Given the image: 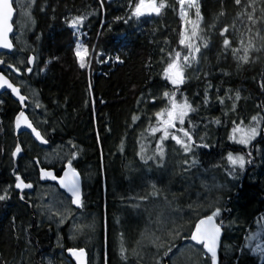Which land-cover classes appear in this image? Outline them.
<instances>
[{"label": "trees", "instance_id": "obj_1", "mask_svg": "<svg viewBox=\"0 0 264 264\" xmlns=\"http://www.w3.org/2000/svg\"><path fill=\"white\" fill-rule=\"evenodd\" d=\"M28 1L34 29L24 32L22 38L15 32V51L1 52L0 59L20 68V76L4 65L2 72L29 99L28 115L49 144L40 145L30 132L20 134L23 153L16 174L34 185L32 191L23 194L24 200H20V193L14 187L11 152L17 145L14 122L21 107L11 93H0V194L7 189L10 195V199L0 201V264H74L69 257L70 248L86 250L89 264H155L159 258L156 249L145 245L142 238L148 225L147 212L138 202L158 195L157 187L163 188L159 174L168 164L173 166L176 179L182 180L176 167L183 165L186 157L170 139L164 142L162 167L153 161L145 165L138 153L141 144L145 145L146 154L153 153L161 136L159 132L153 136L149 128L156 125L155 112L167 105L163 92L172 90V85L163 78V69L170 56L176 52L183 56L187 52L179 44L184 29L180 6L177 0H157L158 4L166 5L160 16L132 18L125 24L139 0L111 3L103 0L102 7L101 0H35L34 4ZM252 2L241 0L238 6L234 0H198L203 18L201 39L197 41L201 52L197 63L186 70V83L181 87L193 107L199 108L190 117L199 124L194 139L199 143L198 137L203 135L211 146L209 149L194 146L198 165L220 174L227 169L228 152L245 155L252 161L246 165L237 186L228 193L227 211L217 218L223 220L225 231L221 258L231 249L227 251L226 264H264V120L260 123L261 135L248 148L228 138L233 127L241 126V121L243 126H248L252 116L264 117L261 87L264 85V15L261 14L264 5L261 0H255V25L246 15H241L244 5ZM14 5L17 31L21 7L18 0ZM81 15H87V19L77 32L69 24ZM225 27L228 32L221 36ZM249 27L253 33L260 29L254 41L260 50L249 53V64H238L231 48L241 47L240 39L247 41ZM224 38L230 41L227 51ZM204 42L209 45L207 49L203 48ZM77 43L88 48L85 61L90 64L88 69L79 67L75 55ZM31 55L36 57V62L29 74L27 58ZM116 56L124 63L116 62ZM20 59L23 63H18ZM209 82L213 87L209 91L211 103L206 107L202 99ZM217 87L221 96L227 89L232 90V95L240 92L241 100L236 102L235 112L231 111L229 100L222 110L216 101ZM183 98L177 94L178 101ZM133 115L139 117L135 123ZM217 118L221 124L209 123ZM185 127L190 125L186 122ZM171 150L176 153L168 160ZM248 151H252L251 157L247 156ZM72 153L76 154L73 166L83 181L81 212L87 214L79 226L83 228L93 222L98 225L97 238L91 237L89 244H77L79 237L72 243L69 218L78 211L57 185L42 184L39 179L42 168L53 169L60 176ZM61 199L63 205L59 203ZM49 206L51 212L58 209L63 212L67 206L71 214L63 223H59V215L49 220ZM103 214H106L105 235ZM259 230L263 232L261 251L257 249ZM90 233L94 236V230Z\"/></svg>", "mask_w": 264, "mask_h": 264}, {"label": "snow or ice", "instance_id": "obj_2", "mask_svg": "<svg viewBox=\"0 0 264 264\" xmlns=\"http://www.w3.org/2000/svg\"><path fill=\"white\" fill-rule=\"evenodd\" d=\"M34 4L35 0H31ZM180 8L179 14L180 19L185 22V24H190L191 29L187 33L181 32L179 38V44L184 46L187 49L185 55L181 56L180 52H176L174 56L169 57V63L163 69V78L167 80L172 85L171 91H164L163 98L167 100V105L160 110L155 112L156 125L154 127H150L149 131L154 136L157 132L161 133V136L156 143V147L153 153L146 154V147L144 144L140 146V152L138 155L140 156L141 161L147 165L149 161H153L157 164L158 167H162V162L165 159V146L164 142L167 140H171L175 142V145H178L182 153L187 157L189 154H192L191 163L189 164V160L185 159L184 164L189 165L185 171H189L192 167L198 166V160L196 158L195 149H209L211 146L209 143L205 141V136L199 135V143L194 136L198 135L196 129L199 128V124L194 122L191 119L192 114H196L199 112L198 107H193V104L188 100L184 93L181 91V87L186 83V70L192 68L197 63V56L201 52V45L197 43L201 39L199 35L203 29L200 27L202 21L201 14V6L198 3V0H177ZM235 5H241V0H234ZM261 4L264 5V0H261ZM21 8L25 7L24 4L20 5ZM103 6V0H101V7ZM130 7H132L130 5ZM166 5L164 3H157V0H139L133 7L131 15L124 20V23H128V20L135 18L139 20L141 17L145 15H156L160 16L162 9H164ZM194 9L195 19H188L189 10ZM250 9V11H249ZM43 11V8H41ZM256 12V3L253 0L252 3H246L244 5V9L241 12V15H246L247 20L251 22L252 25H255L257 20L255 18ZM95 14V13H91ZM261 14L264 15V8L261 9ZM14 15V8L12 0H0V49H7L9 51L13 50V44L9 40V33L13 31V25L11 23ZM27 15V14H25ZM32 24L35 23L34 20H31V17H27ZM87 19V15H81L73 18L69 24V27L76 30L77 32L80 30V27L83 25L84 21ZM117 19H120L117 17ZM25 23L23 17L21 18V27H25ZM249 33L248 39L245 42L244 39H240L241 47H232L231 54L237 60L238 64H249L250 63V55L249 53L252 51H259L260 49L256 46L254 41L257 39L259 35L260 29H257L256 33L252 32V29L247 28ZM228 32V28L225 27L220 32L221 36H224L225 33ZM39 39V37H37ZM230 41L227 38L223 40V46L225 51L229 49ZM208 43H203V48H208ZM19 51H23L20 49ZM240 53L239 55H237ZM75 55L77 57L79 67L81 69L90 68V64L85 62V57L88 55V48L77 43L75 46ZM36 57L30 56L27 58V64L32 65L35 62ZM116 62L124 63V61L119 57H115ZM18 63H23V60H18ZM0 65H4L6 69H10L13 73L22 75V72L19 67H16L11 62H5V60L0 59ZM26 72L31 74L33 72L32 67H27ZM228 75V73H224ZM213 85L209 82L204 89L202 103L207 107L210 105L209 100V91L212 89ZM262 91H264V85L261 86ZM9 89L11 93L16 96L21 105H24L26 97L20 93V89L14 86L13 83L9 81L8 78L0 72V89ZM91 88V84L89 83V89ZM183 96V100H177V94ZM220 89L216 88V101L221 106L222 110L225 106L226 100L232 101L230 105L231 111L235 112L237 109V103L241 100V94L239 91H236L234 95H232V90L227 89L225 91L224 96H221ZM155 103V100L152 101ZM37 107L40 105L37 104ZM227 113H225L226 115ZM139 119L138 116L133 115L132 121L135 123ZM264 120V117L252 116V123L248 126H243V121H241V126L233 127L232 133L228 137L230 140L234 142L236 145H242L244 148H248L249 145L252 144L253 141L257 139L258 136L261 135L260 131V123ZM186 122L190 127L186 128ZM209 123H215L217 125L221 124V120L219 118L214 121L210 120ZM235 124V121H233ZM31 129L32 134L35 135L36 139L40 141L41 144H47L48 141L44 139L40 132L36 131V129L32 126V123L29 122L28 117L25 115L23 111H20L19 114L15 117V129L19 130L21 127ZM179 125V127H177ZM75 147V145H73ZM123 147V145H121ZM255 147V146H253ZM258 150V149H257ZM22 149L19 144H17L14 150L11 152V157L15 159L20 153ZM233 151H241V149H233ZM247 156H252V151L247 152ZM76 158V154L72 153L71 158L68 159L66 164V170L63 172V175L57 177L54 175L52 171H46L44 169H40L39 179L40 180H51L56 181L59 187L65 190L66 193L70 194L71 204L75 205L77 209L83 208V200L81 194V181L80 174L73 166V160ZM228 164L231 166L228 170V174L233 177V179L237 178L240 172H243L246 168V165L251 164V159H246L245 155H233V152H228L227 154ZM214 167H219V165H214ZM15 177V189L20 191L19 199L24 200V190L32 189V183H26L24 179L21 178L20 175L16 174L15 171L12 173ZM11 187V186H9ZM205 191L207 193L205 201L201 203H194L190 205L191 208H203L207 207L211 209V213L209 215L204 216L203 218H199L198 222L194 225V230L190 232V234L184 239H187L192 242L189 245V253L192 257V264H226L228 259L227 251H231L228 249L223 253V259L221 258V236L223 233V220H218L217 218L222 217V212L227 211L226 208L220 206V199L218 196H214L213 193L216 190L222 189L225 185H221L218 183H212L211 185H204ZM155 188V185H153ZM10 199V195L7 189H4L3 194H0V201H6ZM199 199V197H198ZM61 205L64 204V201L59 200ZM51 212V206L48 209ZM71 214V209L67 206L64 207L63 212H60L59 209L56 212H51L50 215L47 216V219L51 220L53 216L59 215V223H63L64 220ZM175 223V221H173ZM92 230L95 228V223L93 222L89 226ZM81 229L77 226L76 232H80ZM175 232L176 236H179V231L174 229L172 232H169V236H173ZM75 239L76 236L73 235L71 237ZM158 239V238H156ZM156 239L153 240V243H156ZM163 245H158V247H162ZM195 246H199L196 248ZM259 247V245H257ZM69 254L74 257L77 261V264H85L86 253L83 248H70L68 249ZM169 253H172V247L169 246L167 250L164 252V256H169ZM135 255L138 256L137 253L134 252ZM125 255L123 246L121 247V256ZM181 255H184L182 252ZM139 258V257H138ZM155 259V257H152ZM163 257L159 259H155V264H161V260ZM51 264V262H49ZM167 264H176V261L172 260L171 257Z\"/></svg>", "mask_w": 264, "mask_h": 264}, {"label": "rangeland", "instance_id": "obj_3", "mask_svg": "<svg viewBox=\"0 0 264 264\" xmlns=\"http://www.w3.org/2000/svg\"><path fill=\"white\" fill-rule=\"evenodd\" d=\"M18 4L19 6L21 4L25 5V7L21 8L20 22H18L19 30L17 29L16 31L15 29V32H17L16 36L22 38L24 32H32L31 30L34 29V24H32L27 18L28 16L31 17L29 11L27 10L29 1L18 0ZM193 11L194 9L189 10L188 19H195V15L192 14ZM22 17L26 25L23 28L21 27ZM183 25V32L187 33L190 31V24H185L183 21ZM87 56L85 57V61ZM175 153L176 152L171 150L168 153V160L173 159ZM191 158L192 154H189V156L185 158L189 160V164L191 163ZM177 167L176 169H178L180 176L183 178L182 180L176 179L173 166L168 164L167 167L164 168L165 170H161L159 174V179L163 184V188L157 187L156 191L158 195L154 196L151 200L146 199L138 202V205L146 210L148 217V225H146L142 236L143 242L145 245L150 246L154 250L156 249L155 251L159 258L163 257V259L166 257L164 256V252L169 246H171L173 250L176 245H180V242L184 240L183 237L188 236L190 232L194 230V225L198 222V219L211 213V209H208L207 207L195 209L190 207V205H193L194 203H201L205 201L207 193L204 185H211L212 183L225 185L224 188L216 190L213 193L214 196L219 197L220 206L223 209L225 208L228 199V193H230L237 186L244 172H240L238 177L233 179V177L228 174V170L231 167L228 164V161L227 169L221 171L220 174L211 170H203L199 165L192 167L189 171H185L189 165L183 164ZM170 194H172L173 197ZM174 195H177V197ZM173 221H175V223H173ZM174 229L179 231V236H176L175 232L173 233V236L168 235V233L172 232ZM261 235H263V232L259 230V239L257 243L259 245V247H257L259 251H261L262 248L260 241ZM154 239H156L155 244L153 243ZM191 244L192 243H186L179 249H175L172 253H169L168 257H171L172 260L176 261V264H192V257L189 253V245ZM158 245L163 246L158 247ZM239 248H241V245ZM182 252L184 255H181ZM163 259L161 260V264Z\"/></svg>", "mask_w": 264, "mask_h": 264}, {"label": "water", "instance_id": "obj_4", "mask_svg": "<svg viewBox=\"0 0 264 264\" xmlns=\"http://www.w3.org/2000/svg\"><path fill=\"white\" fill-rule=\"evenodd\" d=\"M14 1L15 0H12V3H13V8H14V15H13V19H12V21H11V23H12V25H13V31H12V33H9V40L12 42V44H13V50L12 51H9V50H7V49H0V53L1 52H8V53H13L14 51H15V49H16V46H15V44H14V42H13V35L15 34V24H14V22H15V19H16V8H15V5H14ZM113 0H107V2L108 3H111ZM154 15V14H153ZM145 16H149V15H145ZM152 16V15H151ZM156 16V15H155ZM31 56H33V55H31ZM35 62H36V59H35ZM35 62L32 64V65H29V67H32V68H34V66H35ZM2 67H3V65H0V72H2ZM5 76H6V78H8L9 79V81L11 82V83H13L14 84V86H16V87H18L19 89H20V93L22 94V95H24L23 93H22V89L19 87V86H17L5 73H3ZM3 92H9V93H11V91L9 90V89H0V93H3ZM12 94V93H11ZM12 96L15 98V100H17L18 102H19V100L16 98V96H14L13 94H12ZM25 96V95H24ZM26 97V96H25ZM29 102V99L26 97V100H25V103H24V105H21V103H20V107H21V109H20V111H23L24 113H25V115L28 117V120H29V122H31L32 123V126L36 129V131H38V132H40L36 127H35V125L33 124V122H32V120L30 119V117H29V115H28V112H27V110H28V106H27V103ZM19 114V113H18ZM14 127H15V122H14ZM23 132H30L31 134H32V131H31V129H27V128H24L23 127V125H22V127L19 129V130H16L15 129V138H16V142H17V144H19L20 145V147H21V149H22V151H21V153L14 159V169H13V171H17V168H18V160H19V158H20V156L22 155V153H23V148H22V146H21V143H20V134L21 133H23ZM40 134H41V136L43 137V135H42V133L40 132ZM33 135V137L36 139V137H35V135L34 134H32ZM44 138V137H43ZM45 139V138H44ZM36 141L40 144V145H43V146H48V144L49 143H47V144H41L40 143V141L39 140H37L36 139ZM42 169H44V170H46V171H52L53 172V174L54 175H57V173H56V171L55 170H53V169H49V168H42ZM66 170V167H65V169H64V171ZM63 171V172H64ZM13 173V172H12ZM13 175V174H12ZM63 175V173L60 175V176H62ZM60 176H58L57 175V177H60ZM13 177H14V175H13ZM22 178V177H21ZM14 179H15V177H14ZM23 179V178H22ZM80 181H81V194H82V200H83V181H82V177H81V175H80ZM40 182L42 183V184H55V185H57L58 187H59V185H58V183L56 182V181H51V180H40ZM33 188H34V185H33ZM33 188L32 189H25L24 190V193L25 192H27V191H32L33 190ZM59 189L62 191V192H64L67 196H69L70 197V194H68V193H66L65 192V190H63V189H61L60 187H59ZM17 190V189H16ZM19 193H20V191L19 190H17ZM23 193V194H24ZM21 194V193H20ZM74 207L76 208V206L74 205ZM224 237H225V231H224V227H223V233H222V236H221V248H222V244H223V240H224ZM191 242V241H190ZM192 243V242H191ZM85 251V250H84ZM85 253H86V257H85V264H89V259H88V255H87V252L85 251ZM69 257L72 259V261L75 263V264H77V261H76V259L74 258V257H72L70 254H69Z\"/></svg>", "mask_w": 264, "mask_h": 264}, {"label": "flooded vegetation", "instance_id": "obj_5", "mask_svg": "<svg viewBox=\"0 0 264 264\" xmlns=\"http://www.w3.org/2000/svg\"><path fill=\"white\" fill-rule=\"evenodd\" d=\"M68 198H69V200L71 201V197H69L68 196ZM72 205V204H71ZM72 207H73V209L74 210H77L78 212H77V214H76V216H74L73 214L70 216V218H69V227L71 228V234H70V237H72L73 235H75L76 237H79V238H81V240H78L77 242V244H79V243H86V244H89L90 243V238L91 237H95V238H97L96 237V235H97V233H98V225H95V228H94V236H91L90 234V231L92 230L89 226H84L83 228H82V226L80 227L79 226V224L80 225H82V222H84V219H86V215L87 214H85V213H82L81 212V210H82V208L81 209H77V208H75L74 207V205H72ZM105 219H106V214H103V218H102V227H103V231H104V235H105V231H106V223H105ZM79 227L80 229H81V231L80 232H76V227ZM105 237V236H104ZM77 239L75 238V239H72L71 238V241H72V243H75V241H76ZM186 243H191L189 240H187V239H184L181 243H180V245H176L175 247H174V250L175 249H179L181 246H183L184 244H186ZM86 251V250H85ZM87 252V251H86ZM88 255V254H87ZM166 261H167V259H166ZM75 264V263H74ZM166 264H167V262H166Z\"/></svg>", "mask_w": 264, "mask_h": 264}, {"label": "bare ground", "instance_id": "obj_6", "mask_svg": "<svg viewBox=\"0 0 264 264\" xmlns=\"http://www.w3.org/2000/svg\"><path fill=\"white\" fill-rule=\"evenodd\" d=\"M25 95V94H24ZM18 102V101H17ZM15 130V129H14ZM14 164V163H13ZM14 169V168H13Z\"/></svg>", "mask_w": 264, "mask_h": 264}]
</instances>
